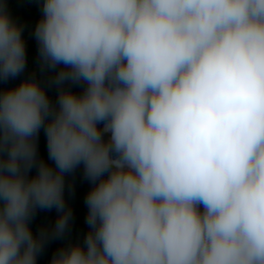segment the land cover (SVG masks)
I'll return each instance as SVG.
<instances>
[{
	"label": "clouds",
	"instance_id": "1",
	"mask_svg": "<svg viewBox=\"0 0 264 264\" xmlns=\"http://www.w3.org/2000/svg\"><path fill=\"white\" fill-rule=\"evenodd\" d=\"M41 12L46 79L3 88L27 55L0 0V264H37L66 237V178L81 168L88 231L51 264H264V0H42Z\"/></svg>",
	"mask_w": 264,
	"mask_h": 264
},
{
	"label": "trees",
	"instance_id": "2",
	"mask_svg": "<svg viewBox=\"0 0 264 264\" xmlns=\"http://www.w3.org/2000/svg\"><path fill=\"white\" fill-rule=\"evenodd\" d=\"M42 0H7V9L12 17L22 26V38L26 45L27 66L24 73L15 79L5 82L3 88H11L18 85L23 79L29 77L32 73L36 74L37 79L43 84L46 76L41 74L39 69V63L37 58V42L33 35L36 23L42 16L41 12ZM73 91L79 93L82 89L80 86H73ZM47 95L55 102L57 90L46 87ZM38 153L41 158L46 162L48 161L46 137L43 130L40 132ZM35 169H33V173ZM68 182L74 183V194H70L67 189L65 191V199L68 206L73 211V220L71 223V230L63 239L49 240L43 251L37 257V264H51V260L56 252L65 244L71 242L83 243L84 236L88 231V226L85 223L87 215V206L84 202L85 196L89 191L91 185L88 181L83 179L82 168L77 169L74 176L66 178ZM58 213L55 209L52 210H38L34 219L30 222L31 230L33 234H38L41 228L51 229V226L55 223Z\"/></svg>",
	"mask_w": 264,
	"mask_h": 264
}]
</instances>
